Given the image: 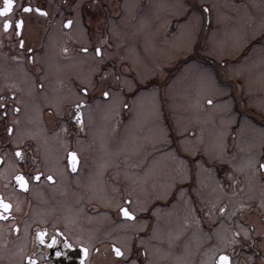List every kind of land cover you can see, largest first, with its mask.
Segmentation results:
<instances>
[{
    "label": "flooded vegetation",
    "instance_id": "1",
    "mask_svg": "<svg viewBox=\"0 0 264 264\" xmlns=\"http://www.w3.org/2000/svg\"><path fill=\"white\" fill-rule=\"evenodd\" d=\"M194 2L193 6L203 17L201 3ZM147 5H150L149 0H137L131 7L125 6V0H13L11 11L0 15V157H3L0 196L12 204L9 212L4 213L6 218L0 219V264H28V258L36 264H81L85 247L89 249L86 264H204L208 261L203 260L204 252L213 248L208 264H219L221 253L228 254L229 264H264V210L258 205L249 210L238 204L229 216L232 230L228 241H232L233 233L240 235L236 242L226 245L220 231L226 203L220 200L210 212L198 191L210 188L205 180L208 171L204 169L213 170L214 181H220L223 173H231L232 179H222L224 187H230L231 191L240 187L241 173L231 164L238 157L235 150L225 152L231 161L225 156L207 161L206 156L211 154L199 145L201 130L188 129L182 122L177 123L181 124L178 128L171 112L179 108L165 106L160 112L166 128L164 139L169 143L157 151L169 147L176 158L184 159L187 171H182L180 177L186 178L175 179L165 198L156 197L152 192L151 198L141 200L140 184L148 191L154 186L149 176L143 179L144 175L140 174H147L148 161L155 159L156 154L151 152L140 161L124 152L109 156L107 144L102 143L103 136L94 134L98 124L88 120L91 108H103L105 101L113 100L117 92L127 89L130 94L122 93V99L112 101L115 106L119 105L117 113L125 131L126 124L131 127L134 114V108H129L133 106L130 95H134L135 88L142 91L155 85L156 77L152 74L146 77L148 85L134 83L137 74L131 70V62L137 56L145 59L143 51L147 50L144 49L147 41L152 40L154 44L156 40L152 27L155 28L153 23H157L158 17L153 6ZM3 6L4 0H0V7ZM25 6L33 11L23 12ZM36 8L47 15L37 14ZM186 14L171 17L165 23L163 34L168 36L178 31ZM139 16L147 20L140 23ZM21 18L24 24L21 35L17 36L15 21ZM5 19L13 22L7 31L3 29ZM69 20L72 24L65 27ZM76 38H84L88 43L81 45ZM257 43L264 45V30L248 39L232 60L239 62ZM116 45L121 48L120 53L116 51L119 59L112 53ZM131 49L136 56L127 54H133ZM85 54L97 60L98 69L89 71L82 79L84 71L77 65L85 60L80 58ZM166 54L165 51L159 56L161 63L166 60ZM173 55L174 52L170 57L180 63V67L187 62V56L173 58ZM164 67L167 83L172 72L165 64ZM124 76L132 79L129 89L122 84ZM102 89L109 91L110 96L104 97ZM81 101L83 104L77 109ZM77 111L81 113L82 128L75 119ZM9 127L13 129L11 133ZM188 140L191 148L196 147L194 151L185 147ZM17 150L22 156L15 155ZM70 151L78 155L75 172L68 167L67 152ZM233 154L236 155L231 158ZM37 172L41 173L38 181L32 179ZM17 173L28 179V189L19 188L15 181ZM49 175L53 176L52 181L47 180ZM110 187H115L113 191L117 196L111 209L105 194ZM181 192L190 199L192 210L186 216L178 215L179 224H173L174 215L169 211ZM138 197L141 204L136 202ZM121 208H127L132 218L124 217ZM221 208L225 210L222 212ZM109 218L117 225L115 236L109 234ZM236 222L245 232L235 226ZM40 232H44L43 238ZM125 233H131L129 240ZM53 236L56 244L51 243ZM65 241L73 246L66 248ZM113 245L121 249L120 257L115 256ZM57 252L61 255L57 256Z\"/></svg>",
    "mask_w": 264,
    "mask_h": 264
},
{
    "label": "rangeland",
    "instance_id": "2",
    "mask_svg": "<svg viewBox=\"0 0 264 264\" xmlns=\"http://www.w3.org/2000/svg\"><path fill=\"white\" fill-rule=\"evenodd\" d=\"M149 2L158 17L157 23L151 22L155 25V28L152 27V29H155L156 40L154 44L152 40L147 41L144 47L147 50L143 49L145 59L137 56L131 62V70L136 71L137 78L134 79V83L138 82L140 86L149 84L147 76L152 74L156 78L154 79L155 85H151L147 90L142 89V91L138 90L139 87L135 88L134 95H130L133 106L129 108H134L131 127L134 129L126 124V130L123 131L124 123L117 113L119 105L112 104V101L118 100L119 97L122 99V93H129L127 89L117 92L113 100L105 101L106 105L103 108H91L88 120L98 124V127L94 128L96 131L94 134L103 136L102 143L107 144L106 149L109 151V156L124 152L134 156L135 161H140L144 156L147 158L151 152L156 154L155 159L152 158L148 161L145 170L147 174H140L144 175L143 179L149 176L148 178L151 179L154 186L148 191L140 184L138 195L141 200L151 198L152 192L156 197L165 198L170 194L175 179L186 178L180 177L187 171L184 159L176 158L173 149L169 147L164 151H157L161 146H166L169 143L167 139H164L166 128L160 109L163 111L165 106L179 108L175 112L171 108L172 117L177 127L179 128L181 125L177 123L182 122L188 129L194 127L198 131L201 130L199 145L204 147V152L211 154L208 156L205 154L207 161H212L214 158L222 159L223 156L227 161H231L227 159L228 155H225V151L232 150L233 143L236 141L235 151L238 157L232 160L231 164L237 173H241L240 187L232 191L230 187H224L222 179H232L231 173L229 175L223 173L220 175V181H214L213 170L204 169V171H208L205 180L210 188L198 190L208 204L210 212L220 200L226 203L227 211L223 213L225 218H222L220 223V231L221 237L226 238V245H229L228 236H231L230 231L232 230L229 216L234 213L238 204H245L244 206L250 208L249 210L253 209V205H258L264 210V170L259 168V164L264 163V45L253 44L247 56L239 62L232 60V56L239 52L248 39L264 30V0L263 3H260L259 0H197L196 2L206 3L210 7L209 22L201 42L198 40L204 18L197 9L190 5V0L188 2L187 0H149ZM136 3L137 0H125L126 7L135 6ZM235 9L238 10L237 13L234 11ZM185 14L186 18L181 23L179 30L165 36L163 34L165 23L171 17ZM138 20L142 23L147 18L139 16ZM248 22L251 23L248 24ZM76 42L81 45L88 43L84 38H76ZM117 44H119V38ZM116 46L112 53L117 55L116 59H119L117 52L120 53L121 48L119 45ZM131 51L133 54H127L131 57L136 56L134 50L131 49ZM165 51L170 61L165 58L164 63H161L159 56ZM169 51L171 54L174 52L176 56H187L189 59L182 67L172 71L170 80L162 84L166 74L164 64L167 68H174V70L177 65L176 60L170 57ZM123 54L129 57L125 52ZM80 58L85 59L77 65L80 71H84L85 76L81 77L83 79L89 71L98 69V63L88 54ZM86 61H90V63ZM85 62L89 64L88 67L86 64L84 65ZM214 64L219 67L220 74L217 73ZM77 72L79 73L78 70ZM24 75L26 78L29 77L27 73ZM122 84L128 89L131 88L132 79L130 76H124ZM208 100H212V103L208 104ZM235 103H238L240 108L236 107ZM244 109L250 110L252 113H248ZM256 114L262 120H256L258 118ZM100 127V132H98ZM139 128L140 132H138ZM234 133L236 135H233ZM190 142L188 140L185 147L194 151L193 149L196 147L191 148ZM108 144L109 148H107ZM236 154L230 157L232 158ZM130 162L133 161L130 160ZM177 172L178 174H176ZM164 187H166L165 190L162 189ZM114 188L110 187L109 191L105 193L110 209L117 200ZM136 202L142 203L139 197ZM173 204L174 207L171 208L169 214L174 215L173 224H179L178 215L186 216L191 212V201L186 193L181 192ZM179 205H181L180 208H178ZM228 205H232V207ZM108 222L109 234L115 236L117 225L111 218ZM124 226L129 228L128 224ZM235 226L245 232L244 227H241L239 223L236 222ZM125 235L129 240L131 233H125ZM204 239L207 240L206 234H204ZM213 249H207L204 252L203 260L208 261L202 263L210 262Z\"/></svg>",
    "mask_w": 264,
    "mask_h": 264
},
{
    "label": "snow or ice",
    "instance_id": "3",
    "mask_svg": "<svg viewBox=\"0 0 264 264\" xmlns=\"http://www.w3.org/2000/svg\"><path fill=\"white\" fill-rule=\"evenodd\" d=\"M12 6H13V0H4V6L0 7V15H3L5 13H9L11 11ZM32 11H33V9L31 7H29V6H25L23 8V12H32ZM34 11L37 14H39V15H45V16L47 15V13L44 12L40 8H36V9H34ZM12 23H13L12 21L5 19L3 21V29L5 31L9 30L10 27L12 26ZM23 24H24L23 18L15 21V28H16L17 36L21 35V30H22ZM71 24H72L71 20L66 21L65 27H68ZM23 44H24V41L21 40L20 41L21 47H23ZM29 51H31V49H29ZM65 51H67V49H65ZM82 51L83 52H87V49H82ZM96 53H97V55H99L101 53V49L99 47L96 49ZM83 91L86 92L87 89H84ZM102 95L104 97H109L110 96V92L102 89ZM211 103H212V100H208V104H211ZM82 104H83V101H81V104H78L76 106L77 109H79ZM14 111L18 112L19 109H14ZM75 119L77 120V123L81 125V128H82L83 127V122H82V118H81V113L79 111L76 112ZM12 131H13V129L11 127H9L8 128V132L11 133ZM15 155L19 157V156H22V153L19 150H17ZM2 159H3V157H0V160H2ZM67 160H68V167H70L72 169V171L75 172L76 169H77V163H78L77 152H75V151L67 152ZM259 168L261 170H264V163H260L259 164ZM40 178H41V173H39V172H37L35 174V176L32 177L33 180H37V181ZM47 180L48 181H52L53 180V176L49 175L47 177ZM15 181L18 183L20 189H25L26 190V189L29 188V181H28V179H26L24 174L17 173V175L15 176ZM239 207L243 208L245 206L243 204H241V205H239ZM11 208H12V204L6 202L4 200V198H3V196H0V210H2V211H0V219L6 218L4 216V213H8ZM224 210H225L224 208L220 209V211H222V212ZM120 212L123 214L124 217L132 218L133 214L131 212H129L127 208H121ZM239 235H240L239 232L233 233L232 241H230V242H236V240L239 237ZM245 235H247V233H245ZM39 236L41 238H43L44 232H40ZM41 242L43 243V239H41ZM51 243L52 244H56L57 243V240H56L55 236L52 237ZM72 246H73L72 244H70L67 241H65V247L66 248H70ZM112 247H113L115 256L120 257L122 255L121 249L118 248V247H115V245H113ZM82 251H83V256H81V258H80L81 259V264H86L85 257L88 255L89 249L85 247V248L82 249ZM56 254H57V256L61 255L60 252H57ZM28 264H36V262H35V260H32L31 258H28ZM219 264H229V256L225 255V254H221L219 256Z\"/></svg>",
    "mask_w": 264,
    "mask_h": 264
},
{
    "label": "water",
    "instance_id": "4",
    "mask_svg": "<svg viewBox=\"0 0 264 264\" xmlns=\"http://www.w3.org/2000/svg\"><path fill=\"white\" fill-rule=\"evenodd\" d=\"M205 26H206V15L204 16V23H203V26H202L201 35H202L203 32H204ZM200 38H201V36H200ZM196 48H197V47H196Z\"/></svg>",
    "mask_w": 264,
    "mask_h": 264
},
{
    "label": "bare ground",
    "instance_id": "5",
    "mask_svg": "<svg viewBox=\"0 0 264 264\" xmlns=\"http://www.w3.org/2000/svg\"><path fill=\"white\" fill-rule=\"evenodd\" d=\"M77 31H78V29H77ZM214 142H216V141H214Z\"/></svg>",
    "mask_w": 264,
    "mask_h": 264
}]
</instances>
